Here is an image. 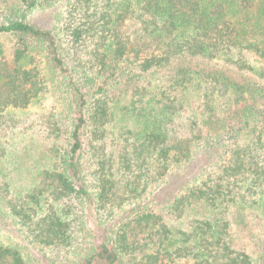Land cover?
I'll return each instance as SVG.
<instances>
[{"label":"trees","instance_id":"trees-1","mask_svg":"<svg viewBox=\"0 0 264 264\" xmlns=\"http://www.w3.org/2000/svg\"><path fill=\"white\" fill-rule=\"evenodd\" d=\"M45 93L59 141L0 222L46 264L254 263L230 233L264 227V0H0V142Z\"/></svg>","mask_w":264,"mask_h":264},{"label":"rangeland","instance_id":"rangeland-1","mask_svg":"<svg viewBox=\"0 0 264 264\" xmlns=\"http://www.w3.org/2000/svg\"><path fill=\"white\" fill-rule=\"evenodd\" d=\"M45 13L37 12L32 19L49 20V14ZM58 108L52 94L45 93L27 109L14 113L15 120L19 121L18 126L0 142V184H7L8 199L24 198L26 194L41 187L43 183L41 173L49 164V150L59 141L53 134ZM259 210L260 206L247 209L242 223L233 221L230 233L235 246L245 248L246 252L251 254L253 264H256V255L252 253L255 242L264 238V227L256 218V214L260 215V212L263 214V211ZM205 213L206 211L202 209L193 210L181 219L168 220L167 223L175 229H185L188 220L193 217H204ZM0 241L19 247L24 254L32 258L33 264H46L44 252L34 242L26 239L15 226H6L0 222ZM131 263L132 260L126 264Z\"/></svg>","mask_w":264,"mask_h":264}]
</instances>
